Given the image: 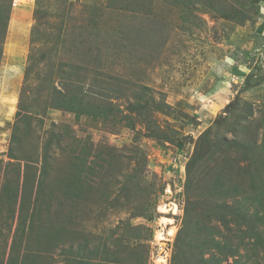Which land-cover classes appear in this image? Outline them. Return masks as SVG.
I'll return each mask as SVG.
<instances>
[{
  "label": "rangeland",
  "instance_id": "rangeland-1",
  "mask_svg": "<svg viewBox=\"0 0 264 264\" xmlns=\"http://www.w3.org/2000/svg\"><path fill=\"white\" fill-rule=\"evenodd\" d=\"M179 3L0 0V264H186L187 184L198 200L220 171L240 186L229 203L264 214V0ZM232 7L249 18L217 10ZM229 227L204 257L264 264Z\"/></svg>",
  "mask_w": 264,
  "mask_h": 264
},
{
  "label": "trees",
  "instance_id": "trees-1",
  "mask_svg": "<svg viewBox=\"0 0 264 264\" xmlns=\"http://www.w3.org/2000/svg\"><path fill=\"white\" fill-rule=\"evenodd\" d=\"M193 0H179V4H188ZM253 12H255V5L252 6ZM257 8V7H256ZM223 16L227 18H232L236 21H239L242 23L247 18H249L248 14L246 13L245 9L235 8L232 7L231 9H228L226 12L223 9L218 8L217 9ZM10 19V7H2L0 10V28L7 29L8 23ZM2 55V51H0V57ZM55 99L59 103V106L73 110L77 113L88 112L90 113V109L88 107H77L74 106L73 101L72 103H69L66 101L63 97L64 95L61 94L59 90H56L55 92ZM81 108V109H79ZM99 110H101V107L99 106ZM223 140V139H222ZM235 143L237 147H239L240 143H237L235 141H232ZM233 143V144H234ZM231 144V143H228ZM232 144V145H233ZM241 145V144H240ZM87 167L77 166V171L80 172V174H85L87 171L93 172L95 171L93 168L94 166L86 165ZM255 170L253 171L251 175V181H254L255 179H261V172L257 173L258 168L255 166ZM90 169V170H89ZM91 172V173H93ZM87 174V173H86ZM94 174V173H93ZM233 178L230 176L229 173L226 172H217L214 174L213 178L210 179V183L207 185L206 191H204L202 194L198 196V200H191L192 196H190L191 193V185L190 183L187 184L188 188L190 190H187V197H188V204L185 207V216L183 220V225L178 231L177 238L183 242H185L190 248H187V250L190 253V256L188 257L189 260L186 264H224L223 260L220 257H217L215 255L206 258L205 251H208L212 248L217 249L219 251L227 250L229 247V237L223 235V231L227 228L228 233H230L231 228L229 227L230 220L234 219L236 222V225L241 226L242 224H246L247 228L244 232V237H254L255 241L258 243H261L264 245V237H262L261 233L257 229L258 224L262 223L264 225V214L260 216V213H253L248 215V208L245 206L244 203L241 202V204L229 203L228 198H231V196L238 195V192H241L240 186L234 185ZM258 189V187L256 188ZM18 187H15L13 190L10 188H7L5 190V197L8 199H11L15 194L18 196ZM236 192V193H235ZM80 194H76L75 196L77 199L81 197ZM264 194V188H262L260 191L257 192V194ZM262 198V197H261ZM263 199V198H262ZM199 204V209H204V213L201 215L199 211H197L196 205ZM261 210L264 209V202L260 199ZM230 217H227L229 216ZM213 221H219L221 222V226L224 230L214 227L212 225ZM26 227L25 223H20V228ZM121 225L118 227V230H121ZM127 227L133 228L134 230H139L140 227H137V225H131L128 224ZM243 237V235H242ZM137 240V237H135V241ZM224 241V242H223ZM229 246V247H228ZM233 254V253H232ZM194 257H196L194 259ZM115 263L119 264L121 263L120 259L115 258L113 259ZM6 264H25L23 261L14 260L12 258H9ZM130 264H147V261L143 257H135L132 263ZM231 264H236V262H233Z\"/></svg>",
  "mask_w": 264,
  "mask_h": 264
},
{
  "label": "bare ground",
  "instance_id": "bare-ground-1",
  "mask_svg": "<svg viewBox=\"0 0 264 264\" xmlns=\"http://www.w3.org/2000/svg\"><path fill=\"white\" fill-rule=\"evenodd\" d=\"M171 233L173 234V229H171ZM163 261V260H162Z\"/></svg>",
  "mask_w": 264,
  "mask_h": 264
},
{
  "label": "built area",
  "instance_id": "built-area-1",
  "mask_svg": "<svg viewBox=\"0 0 264 264\" xmlns=\"http://www.w3.org/2000/svg\"><path fill=\"white\" fill-rule=\"evenodd\" d=\"M16 1V0H15Z\"/></svg>",
  "mask_w": 264,
  "mask_h": 264
}]
</instances>
